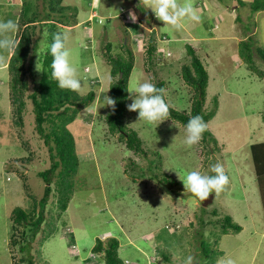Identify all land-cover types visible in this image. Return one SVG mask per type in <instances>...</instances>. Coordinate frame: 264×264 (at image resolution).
<instances>
[{
    "label": "rangeland",
    "instance_id": "1",
    "mask_svg": "<svg viewBox=\"0 0 264 264\" xmlns=\"http://www.w3.org/2000/svg\"><path fill=\"white\" fill-rule=\"evenodd\" d=\"M252 1L192 0L201 19L185 18L177 30L139 6L140 0H62L63 19L69 21L65 23L58 21L61 14L51 9L49 0H0V21L11 19L18 25L16 41L26 15L39 18L27 93L34 90L31 74L42 72L36 70L38 52L43 67L49 25L55 23L70 33L71 62L83 83L80 95L93 90L90 105L97 106L95 114L81 108L68 125L80 156L75 194L63 212L57 191L51 192L33 237V226L29 221L16 222L14 209L29 212L35 205L41 210L46 183L39 172L51 166L52 158L37 131L27 93L21 118L17 115L10 87L13 51L4 53L6 59L0 63V264H105L104 253L92 249L98 238L107 242L112 237L120 241L123 264H183L189 255L196 264H216L225 252L236 264H264V173L262 182L259 177L264 169L260 162L264 55L258 51L264 49V10L253 11ZM29 2L32 8L26 13ZM129 11L136 12L137 22L129 19ZM48 13L51 20H46ZM244 42L252 45V62L242 55ZM109 43L115 55L127 57L128 49L132 51L133 86L163 81L166 101L186 112L191 111L194 90L184 80L182 67L190 64L187 46L192 45L209 73L204 111L215 114L206 123L210 134L203 132L200 142L189 147L182 123L173 119L178 128L172 126V118L160 124L138 121V111L128 108L124 121L142 139V151L130 149L120 133L110 132L109 107H99L110 95L113 80L106 58ZM151 45L156 47L152 55ZM217 162L224 165L230 182L218 195L211 193L214 198L204 205L185 191L177 171L182 176L194 169L214 175L211 166ZM226 215L242 226L239 232L232 228L223 232ZM202 238L215 250L210 262L201 257Z\"/></svg>",
    "mask_w": 264,
    "mask_h": 264
},
{
    "label": "trees",
    "instance_id": "2",
    "mask_svg": "<svg viewBox=\"0 0 264 264\" xmlns=\"http://www.w3.org/2000/svg\"><path fill=\"white\" fill-rule=\"evenodd\" d=\"M49 1L51 9L56 11V13L61 14V16L57 18L58 21H61V23L69 22L63 19L64 8L60 7L62 0ZM29 3L30 4L27 3L25 6L24 12L26 13L32 8V2ZM251 8L253 11L264 10V0H253ZM47 15L46 20H51V18H53L52 14L48 13ZM26 16L27 19L23 23L25 27L19 40H17L18 47L13 50L9 63L12 75L10 80L12 101L16 107L17 115H19L20 118L26 105L25 96L30 88V76L28 72L32 71L30 68V65H32L30 59L33 57L32 51L36 50L33 49V47H36L34 46V33L39 24L37 22L39 20L37 16ZM30 27L33 28L32 31L29 30ZM57 32H61L58 26L55 23L50 24L48 45L42 56V68L44 71L37 76L31 74L33 77V79H31L34 84V90L31 93H27L28 97L32 99L33 102V111L37 121V131L41 134L46 145L49 147L50 156L52 158L51 166L39 172L40 177L46 183L45 194L40 201L41 210L37 211L35 205L29 212L21 207L14 209V220L18 223L29 221L33 226V237H35V234L44 219L43 210L46 202L50 198L51 192L53 190L57 191L59 208L63 212L67 210L71 199L75 194V178L80 166V156L76 139L69 130L68 125L74 121L81 108L90 105L95 99V92L93 90L90 91L89 94L82 96L77 92L60 88L58 82L51 79L52 56L49 53V45L52 42L53 35ZM242 45V55L249 62H252L254 51L251 49V43L244 42ZM107 48L108 53L106 58L111 65V76L113 78L110 84L109 96L116 100L115 110L113 111L109 107V111L106 114V121L110 125L109 130L112 133H120V137L126 139V145L130 149L142 151V139L137 134V131L130 127L128 128L124 121L129 100L127 87L130 84L131 73L134 69L133 53L129 49L127 57L122 54L115 55L113 52L110 53V43L107 45ZM155 50L156 47L154 45L149 47V53H151V55ZM258 51L264 55V49L259 48ZM187 52L191 57V61L190 64H185L182 67V76L186 83L194 90L191 111H181L170 105V117L185 126L192 116L199 115L203 118L204 122L207 123L215 115L214 112L206 113L204 111V103L206 101L207 87L209 83V73L192 45L188 44ZM156 86L164 88L163 81ZM204 134H210L208 129L204 131ZM260 162H264V156L260 159ZM263 173L264 169H261L259 172L260 182H262L261 174ZM155 177L157 176L155 175ZM166 178H164L163 181L169 182ZM53 181H55L54 187L52 186ZM262 194L264 195V192ZM214 212L216 214V211ZM224 217L222 223L224 233H227L230 228L236 232H239L242 229V226L236 223L230 215ZM119 248L120 241L116 237L110 238L107 242L98 238L92 250L94 253H104L105 264H123L122 259L119 256ZM201 248L202 259H205L207 262L214 260L215 254H211V252H214L215 250L210 247L209 243L204 238L201 240ZM165 257L169 259L168 256ZM30 264H33V262H30Z\"/></svg>",
    "mask_w": 264,
    "mask_h": 264
},
{
    "label": "clouds",
    "instance_id": "3",
    "mask_svg": "<svg viewBox=\"0 0 264 264\" xmlns=\"http://www.w3.org/2000/svg\"><path fill=\"white\" fill-rule=\"evenodd\" d=\"M141 5L146 9H150L155 17L163 22L164 26L171 25L177 30L182 28V21L185 18L194 22H199L201 19L199 11L193 5L192 0H184L183 3L180 0H140L139 6ZM129 19L133 23L137 22L138 16L135 11H129ZM17 27L18 25L14 20L0 21V63H3L6 59L4 53H11L18 47L17 41L14 39ZM141 27L146 28V25L141 24ZM46 36L47 33L45 32L43 38ZM70 39L71 36L68 31L57 32L52 37V42L49 45V53L52 56L51 79L56 80L58 86L62 89L83 94L82 80L78 76L77 68L71 62V50L68 47ZM38 56L36 70L38 72L44 71L40 65L39 52ZM88 71L90 70L87 68L86 72ZM127 90L129 98L132 100L127 108L129 111H138V121L143 120L149 124L158 121L160 124L171 118L170 105L165 99L166 91L164 88L157 87L156 84L150 81H143L135 86L130 83ZM105 106L114 111L116 100L105 95L99 107ZM96 111L97 106L95 104L87 105L84 109L86 114H95ZM172 126L179 128V125L173 119ZM207 129L208 125L201 116L190 117L186 125L185 144L189 147L198 144L202 139L203 132ZM165 170L172 169L165 168ZM177 173L184 184L185 191L190 192L200 201L208 199L213 192L218 195L230 182L225 167L220 162L211 166V173H214V175L202 173L198 169L190 170L183 176L178 171ZM221 251L224 250L221 248ZM125 264H128V262L125 261ZM183 264H196L195 258L189 255ZM216 264H236V262L225 252L224 255L217 257Z\"/></svg>",
    "mask_w": 264,
    "mask_h": 264
},
{
    "label": "water",
    "instance_id": "4",
    "mask_svg": "<svg viewBox=\"0 0 264 264\" xmlns=\"http://www.w3.org/2000/svg\"><path fill=\"white\" fill-rule=\"evenodd\" d=\"M212 199H213V194H210L209 198L206 199V200H204V201H202V203H203L204 205H206L208 202L212 201Z\"/></svg>",
    "mask_w": 264,
    "mask_h": 264
},
{
    "label": "crops",
    "instance_id": "5",
    "mask_svg": "<svg viewBox=\"0 0 264 264\" xmlns=\"http://www.w3.org/2000/svg\"><path fill=\"white\" fill-rule=\"evenodd\" d=\"M138 2V1H137ZM4 66V65H3Z\"/></svg>",
    "mask_w": 264,
    "mask_h": 264
}]
</instances>
